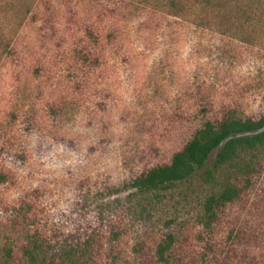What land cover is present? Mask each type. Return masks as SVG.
<instances>
[{"label":"rangeland","instance_id":"374dc122","mask_svg":"<svg viewBox=\"0 0 264 264\" xmlns=\"http://www.w3.org/2000/svg\"><path fill=\"white\" fill-rule=\"evenodd\" d=\"M263 115L264 0H0V264H164L169 235L168 264H264V148L125 189L207 122Z\"/></svg>","mask_w":264,"mask_h":264},{"label":"trees","instance_id":"16d2710c","mask_svg":"<svg viewBox=\"0 0 264 264\" xmlns=\"http://www.w3.org/2000/svg\"><path fill=\"white\" fill-rule=\"evenodd\" d=\"M260 148H264V115L257 120L226 117L220 122H207L181 151L173 155L169 163L158 165L142 173L125 189H133L141 196L168 191L202 169L216 150L219 153L214 170L218 171L224 167H237L239 164L234 163L235 161L237 163L240 153L253 152ZM242 168L245 172H249V166ZM206 175L212 177L213 172L207 171ZM240 193V188L227 183L218 194H212L205 203L206 220L203 225L210 228V224L217 219V213L239 198ZM173 245L174 238L171 235L159 244L156 251L157 262L168 264V253ZM80 250L81 247L72 249L69 257L71 258L74 252L79 253ZM70 258L68 261L73 262Z\"/></svg>","mask_w":264,"mask_h":264}]
</instances>
